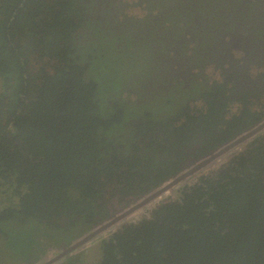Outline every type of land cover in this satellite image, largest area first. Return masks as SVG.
<instances>
[{
    "label": "trees",
    "instance_id": "obj_1",
    "mask_svg": "<svg viewBox=\"0 0 264 264\" xmlns=\"http://www.w3.org/2000/svg\"><path fill=\"white\" fill-rule=\"evenodd\" d=\"M97 1L0 0V195L6 196L0 200L5 202L0 238L32 223L67 242L85 235L82 228L80 235H70L54 224L53 214L73 212L69 229L81 223L87 229L107 180L114 187L125 183L130 195L147 194V189L136 191V184L153 180L160 185L177 170L176 164L166 168L152 152L160 146L168 150L158 137L146 152L134 153L130 149L138 144L130 136L145 138L153 125L159 132L171 128L188 135L194 124L210 130L228 114L215 101L209 109H192L190 98L201 93L197 82L188 90L174 86L162 112L154 98L136 105L127 96L112 105L131 75L152 73L146 50L152 42L141 38V48L134 50L132 30L113 32L108 21L106 30L90 10L104 4ZM206 3L214 0H201L198 9ZM185 23L183 30L173 27V34L159 31L157 40L165 46L166 40L185 37V29L192 28ZM158 51L163 53V47ZM94 59L115 63L118 78L109 82L107 75L95 76ZM132 117L142 123L130 124ZM249 148L203 178L183 205L163 206L160 222L125 226L103 240L100 264H264V141L259 138Z\"/></svg>",
    "mask_w": 264,
    "mask_h": 264
},
{
    "label": "flooded vegetation",
    "instance_id": "obj_2",
    "mask_svg": "<svg viewBox=\"0 0 264 264\" xmlns=\"http://www.w3.org/2000/svg\"><path fill=\"white\" fill-rule=\"evenodd\" d=\"M103 1L104 4L92 6L90 10L93 11V16L95 15L103 23V27L106 30H108V27L105 25L106 21L111 23L110 30L113 32L123 33L126 29L127 31L132 30L136 39V45L133 47L134 50L137 46L140 47L141 44L138 43L141 42V38H144L148 43L152 42V47L146 50L149 53V60H151L149 64H154L150 66L152 73L135 72V74L131 75V83L122 86L121 92L124 91L123 94L117 96V99L111 102L112 105L116 104L117 101L122 102V99L127 96L131 100H134L131 102H135L136 105L145 102L146 98H150L149 100L154 98L156 109L158 110L159 108L160 110L165 106V95L172 94L174 86H179L181 90H188L196 88L193 82H197L199 89L201 87V93L196 97L190 98L188 103L192 109L198 101L201 102L202 108L204 106L206 109H209L208 104L215 101L219 107L222 105L221 111L223 114L228 113L225 118L219 117L222 123H218L216 127L210 130L200 127L199 124H194V127L191 128L194 132L188 135L184 132L178 133L174 131V133L171 128L167 132H159V128L156 129V125L149 127L150 133L145 138L131 137L130 135L138 134L130 133L129 138L136 139L138 144L137 148L136 146L135 149L132 147L130 151L136 153L135 150L140 148L139 153L146 152L148 148H151L148 145L150 140L158 137L159 142L168 146V150L166 151V148L164 149L160 146L157 151L152 152L159 154L158 159L166 162V168L176 164L173 167L177 168V170L169 178L180 174L186 177L182 184L181 182L179 183L180 187L176 190V195H172L171 200L164 198L157 201L159 206L157 205L158 208L156 210H152L151 214L153 215L148 220L138 225H132L140 227L147 221L151 223L159 220L160 222V219L166 215L163 213L165 211L162 208L163 206L183 205L186 194H191L193 187L204 184L202 179H208L212 175L211 172L203 175V171L201 170L208 169L211 160L216 156V151L221 150L228 144H231L232 148L242 144V147L238 149L240 152L237 153L236 151L238 150H236L232 153L233 158H236L241 153L246 154L248 149H250V144L254 141L259 138L261 141H264V131H261L262 127L258 132L255 131L250 135H244L245 132H251L257 126L264 124V109L260 111L252 109L253 104L259 103L264 96V34L256 31V29L260 30V27L264 28V0H214L212 5L206 3L205 7H202V11L198 9L201 0H192L193 2L182 0L184 2L183 5H176L171 0H152L153 3L149 2V5H153L158 14H149L146 18L149 19V22L147 20H138V25L135 29L130 19L123 16L124 5L120 4L122 7L118 6L119 2L117 0ZM99 2L100 0L97 1V3ZM189 4L190 7L193 5L192 11H187L188 7L186 6ZM175 7H179L180 11L174 12L173 8ZM159 15L163 17L164 21H170V25L165 31L171 34H173L171 30L173 27H179L180 30H183L186 24L185 21L191 23L189 26L192 28L185 29V37L181 38V35H179V38L166 40L165 46H163V43L157 40V29L163 31V27L157 25L161 19ZM81 31L82 33L88 32ZM242 31L248 34V36L244 34L241 40L242 37L240 35L242 34L240 32ZM147 36L150 40H147ZM248 42H253V45L248 44ZM241 45L245 46V52L247 53L245 58L242 59L236 58L232 54V49L239 48ZM162 47L164 52L159 53L158 50ZM155 64L158 67H155ZM208 64H212L216 69H220L218 73H224L226 80L224 82H217L219 84H215L214 80L207 82L210 78H206L204 68ZM225 64L228 66H225ZM253 65L261 68L263 71L253 75L251 73ZM193 68L199 69L200 72L198 74L195 73ZM204 81L207 83L204 84ZM211 89L212 91H210ZM234 102L241 103L240 109L237 112L231 111ZM223 106L225 107L223 108ZM214 113L216 115L220 114L219 112ZM131 123L139 125L142 123V119L141 117L137 119L132 117ZM133 131L135 132L136 129ZM158 134L161 136H158ZM173 136L174 139L171 141L170 138ZM242 138L245 139L240 141ZM149 153L151 152L149 151ZM198 165L200 167H197ZM202 175L203 177H201ZM140 183L141 181L136 184L135 190L139 189L141 193L147 189V195H150L153 189L160 186H154L156 181L153 180L146 181L144 184ZM124 187L127 186L122 182L119 188L124 189ZM139 195L142 194L128 197L115 210L110 209L109 213L104 212L103 216L107 218L113 215L112 219H114L129 204L137 201V196ZM73 214V212H68L66 215L59 216L54 213V224L57 222L70 230V235H75L76 232L80 235L81 228L84 229V232L92 230L101 222L100 218L95 222L97 219L95 214L94 218L89 220L87 229H85L83 223H81V227L77 225L74 229H71V227L69 229V221H73L70 215ZM57 217H59V220L56 219ZM110 229H112V226L104 228L98 234H95L92 239L98 238V236H101V234ZM115 233L102 238L101 242L110 238ZM77 239L72 240L67 245V239L56 236L54 242L59 241V245L53 247L52 253L45 254L38 264H72L73 261L69 259L76 249L62 257L61 255L67 248L69 249V247L74 245ZM98 264H100V261Z\"/></svg>",
    "mask_w": 264,
    "mask_h": 264
},
{
    "label": "rangeland",
    "instance_id": "obj_3",
    "mask_svg": "<svg viewBox=\"0 0 264 264\" xmlns=\"http://www.w3.org/2000/svg\"><path fill=\"white\" fill-rule=\"evenodd\" d=\"M117 1L119 2L117 4L118 6L122 7L120 4L124 5L123 16L130 19V22H132L133 25L135 23H138V20H147L149 22V19H146L149 14H153V15L158 14V11L155 10V7L151 5L153 3L152 0H117ZM190 1L192 2V0H187V2ZM149 2L151 3L150 5ZM171 2L175 3L176 5L184 4L182 0H171ZM186 7H188V10L190 9L191 11L193 9V5L192 7H190V4L187 5ZM159 16L161 17V19H160V23H158L157 25L159 27H163L164 30H167L168 26L170 25V21L167 20L164 21L163 17L161 15ZM133 28L135 29L136 27L133 26ZM159 31L160 30L157 29V32ZM240 34H242L240 35L242 37L241 38L242 40L245 33H243L242 31L240 32ZM245 35L248 36V34ZM248 44L253 45V42L251 43L248 42ZM241 46L244 48H242ZM241 46L239 48L232 49V54L236 58H240V59L245 58L247 54L245 52V46L243 45ZM96 56H98V54ZM102 61L103 59L99 62H97L94 59V65L97 66V69L93 71V74L95 76L97 75L98 77H102V75H107L109 82L112 79V76L113 79L118 78V75L117 73H115V69H114L115 63H111V62L103 63ZM40 64H42V62H40ZM225 66L228 65L225 64ZM155 67H158V65L155 64ZM193 70L197 74L200 72V70L197 68L196 69L193 68ZM219 71L220 69H216L212 64L206 65V67L204 68V72L206 73L205 74L206 78H210L208 82L212 80H214L215 82H224L226 80V76L224 73L223 74L218 73ZM261 71L263 70L257 67L256 65H253L251 68V73H253V75ZM1 82L2 81L0 80V87H1ZM115 83L116 82H113L112 84L114 85ZM195 105H197L199 108H202V104L200 101L196 102ZM240 105H241L240 102H234L232 104L231 111L237 112L240 109ZM252 109L254 111H260L264 109V96L261 98V101L259 103L257 102L253 104ZM162 111L163 109H161V112ZM228 153L215 158L211 163L212 166L209 167L208 169H205L202 173L209 174L210 171L216 172L220 168H222V166L229 163V161L233 158V156L232 154L230 155ZM111 185L113 186L114 184L111 183ZM171 199L172 197L169 198V200ZM0 200L6 201V196L0 195ZM4 201L0 204V206H3L2 204H5ZM154 201L150 203V206L148 208L143 209L139 215H137L133 219L128 220L124 224L138 225L148 220L153 215L151 214L152 210H156L159 206V204ZM138 213L139 211H137V214ZM124 224L116 223L114 226H112V229L107 230L106 232L101 234V236H98V238L92 240L91 242L80 248L77 254L71 255L69 260L77 261L78 258L80 259V262L77 264H98V262L101 260L100 258L102 255L101 239L107 237L112 233L119 232L120 230H122ZM51 233H52V229L45 228L38 223H32L28 227L20 229V231L15 232L11 230L8 234L4 236L2 235V238H0V264H38L42 260L43 256L47 253L49 248L51 247L52 242L56 240L55 234L53 233L51 234Z\"/></svg>",
    "mask_w": 264,
    "mask_h": 264
},
{
    "label": "clouds",
    "instance_id": "obj_4",
    "mask_svg": "<svg viewBox=\"0 0 264 264\" xmlns=\"http://www.w3.org/2000/svg\"><path fill=\"white\" fill-rule=\"evenodd\" d=\"M203 108H205L204 106H203ZM262 125V124H261ZM261 131H264V126H262V129H261ZM254 133V132H253ZM250 134H252L251 132H249V131H247V132H245L244 133V135H250ZM243 136V135H242ZM242 147V144H239V145H236L235 147H233V148H231L230 150L228 149L227 150V152L226 151H224V152H222V153H219L220 152V150H218V151H216V156L211 160V162H210V164H209V166H208V168L209 167H211L212 166V161L215 159V158H217V157H219V156H222L223 154H226V153H228V154H232L233 152H235L236 150H238L239 148H241ZM237 153L238 152H240L239 150L238 151H236ZM233 156V155H232ZM235 158H233L229 163H228V165L234 160ZM227 164L226 165H224L225 167L226 166H228ZM224 166H222V167H224ZM221 169V168H220ZM219 169V170H220ZM205 169H203L202 171H204ZM218 170V171H219ZM212 174H214V173H216V172H213V171H210ZM181 175V174H180ZM180 175H178V176H180ZM204 175V174H203ZM203 175L201 176V177H203ZM175 177H177V176H175ZM175 177H171V178H168V180H166L164 183H162V184H160V186H158L157 188H155V189H153V191L152 192H154L155 190H157L158 188H160L161 186H163V185H167L168 183H170V182H172L173 181V179L175 178ZM186 178V177H185ZM184 178V179H185ZM184 179L183 180H181V181H179V182H177V183H175L170 189H168L167 191H165V192H163L161 195H163V194H165V193H170L168 196H166L165 198H170V197H172V195L173 194H175L176 195V190H178L179 189V183L181 182V184L183 183V181H184ZM107 180V179H106ZM108 181V183H107V187H105V189H104V192H103V194L101 195V197L97 200V204H98V208H97V211H96V217L99 219H101V222L100 223H98L92 230H87L88 231V233H86L85 235H87V234H90L91 232H94L97 228H100L102 225H104L105 223H107L108 221H109V219L111 218V217H113V215H111L110 217L108 216L107 218H105L104 216H103V214L102 213H104V212H107V213H109L110 212V209H113V210H115V208L119 205V204H121L123 201H125L128 197H130V196H136L135 194H133V195H130V191L127 189V187H124V189H120L119 188V186L121 185V184H117L118 186L117 187H114V186H112L111 185V183L112 182H110L109 180H107ZM111 190V193H110V190ZM161 195H158L156 198H154L153 200H151V201H148V202H146L144 205H141V206H139V207H137V208H135V209H133V211H131L130 213H128L127 215H125L124 217H122V218H120V216L122 215V214H124L127 210H129V209H131V208H133V207H135L136 205H138V204H140L141 202H143L144 200H145V198L147 197V194H142V195H139V196H137L138 197V199H137V201H135V202H132L131 204H129L128 205V207L127 208H125L124 210H122L120 213H119V215H118V222L117 223H120V222H123V224L124 223H126L127 221H125V218L126 217H128L129 215H131V214H133V213H135L136 211H139V213H138V215L141 213V211L143 210V209H146V208H148L149 206H150V203L152 202V201H154V200H156L157 198H159ZM113 197V198H112ZM102 214V215H101ZM133 219V218H132ZM125 226H132V225H127V224H124L123 225V228L125 227ZM122 228V229H123ZM86 231V232H87ZM121 231V230H120ZM119 231V232H120ZM118 233V232H117ZM56 235V234H55ZM85 235H83V236H85ZM83 236H81V237H83ZM63 237V236H62ZM62 237H59V238H62ZM81 237H79L78 239H80ZM77 239V240H78ZM92 240H94V239H90L87 243H85V244H83V245H80L79 247H77V248H75V249H73V250H75L71 255H75V254H77L78 253V250L80 249V248H82L83 246H85L86 244H88L89 242H91ZM103 242V241H102ZM102 242H101V245H102ZM68 243L69 242H66V244L68 245ZM59 245V241H57L56 243L55 242H52V244H51V247L49 248V250L47 251V253H52L53 252V247H55V246H58ZM70 248V247H69ZM68 249V248H67ZM102 249V248H101ZM72 250V251H73ZM71 252V251H70ZM46 253V254H47ZM69 253V252H68ZM68 253H66V254H68ZM102 256V255H101ZM71 257V256H70ZM73 262L74 261H76V260H72ZM77 261H78V263L80 262V260H78L77 259Z\"/></svg>",
    "mask_w": 264,
    "mask_h": 264
},
{
    "label": "water",
    "instance_id": "obj_5",
    "mask_svg": "<svg viewBox=\"0 0 264 264\" xmlns=\"http://www.w3.org/2000/svg\"><path fill=\"white\" fill-rule=\"evenodd\" d=\"M262 126H264V124L259 125L256 128H254V130L251 131V133H253L255 131L258 132L261 129ZM244 139L245 138H242L240 141H243ZM231 148H232V145L231 144H228L224 148H222L219 153H222L224 151H227L228 149H231ZM197 167H200V166L198 165ZM184 178H185V175H180V176L175 177L172 182L168 183L167 185L161 186L160 188H158L157 190H155L154 192H152L150 195H147V197L145 198V200L143 202H141L140 204L136 205L135 207L127 210L124 214H122L120 216V218L124 217L125 215H127L128 213H130L131 211H133V209H135V208H137V207H139L141 205H144L146 202H148V201L156 198L158 195H161L163 192H165L168 189H170L175 183L183 180ZM116 221H118V216H115L114 219H112V217H111L107 223H105L104 225H102L100 228H97L94 232H91L90 234H87V235L81 237L80 239L76 240V242L74 243V245H72L69 249H66L63 252V254L61 255V257L63 255H65L66 253L72 251L73 249L79 247L80 245H83V244L87 243L95 234H98L104 228L113 226V224ZM120 224H123V222H120Z\"/></svg>",
    "mask_w": 264,
    "mask_h": 264
},
{
    "label": "bare ground",
    "instance_id": "obj_6",
    "mask_svg": "<svg viewBox=\"0 0 264 264\" xmlns=\"http://www.w3.org/2000/svg\"><path fill=\"white\" fill-rule=\"evenodd\" d=\"M160 197H161V196H160ZM160 197H159V198H160ZM159 198H157L154 202H157ZM154 202H153V203H154ZM153 203H152V204H153ZM136 212H137V211H136ZM136 212H135V213H136Z\"/></svg>",
    "mask_w": 264,
    "mask_h": 264
}]
</instances>
